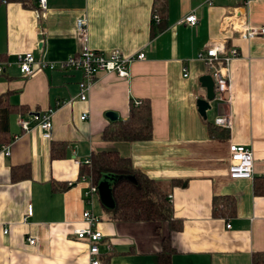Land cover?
Instances as JSON below:
<instances>
[{"label": "crops", "instance_id": "crops-1", "mask_svg": "<svg viewBox=\"0 0 264 264\" xmlns=\"http://www.w3.org/2000/svg\"><path fill=\"white\" fill-rule=\"evenodd\" d=\"M38 1L0 0V61L9 63L0 75V97L11 108L3 127L10 140L0 145L10 148L9 155L0 149V264H87L86 240L74 235L84 226L86 207V184L74 159L103 150L117 151L159 181L171 195L173 216L160 223L111 221L94 199L104 235L101 264H264V40L242 41L221 28L236 14L250 26L264 25V0L246 7L239 0H166L160 31L153 23L154 0H47L41 19ZM191 13L195 26L177 24ZM82 17L92 50L106 57L113 50L144 53L129 66V78L99 74L86 101L78 100V71L35 69L23 78L15 65L18 54L58 64L79 51L75 25ZM216 39L240 57L229 65L230 108L216 102L214 93L209 104L215 102V114L203 119L196 102L206 98L212 78L196 56ZM144 100L151 110L150 140L101 138L106 126L127 118L130 103ZM108 112L117 121H109ZM48 113L50 138L35 126ZM228 113L232 128L216 126L223 134L211 137L210 124ZM20 116L29 120V131L18 125ZM232 143L252 150V178L229 176ZM215 196H231L233 206L218 199L214 211Z\"/></svg>", "mask_w": 264, "mask_h": 264}, {"label": "built area", "instance_id": "built-area-1", "mask_svg": "<svg viewBox=\"0 0 264 264\" xmlns=\"http://www.w3.org/2000/svg\"><path fill=\"white\" fill-rule=\"evenodd\" d=\"M6 3L7 0H1ZM208 3L211 0H206ZM241 7L248 6L253 0H239ZM38 15L41 19L47 9V0H39ZM157 22V15L153 16ZM179 26H195L197 24L196 16L191 13L186 17L180 19L177 23ZM76 35L80 45L77 53L70 55L65 60L58 64L49 63L46 61H36L31 53L18 54L15 59V65L18 67L23 78L32 76L35 69L40 71H78L81 73V81L78 83L79 95L78 100L86 101L88 93L90 92L96 77L99 74H113L117 78L127 79L130 76L129 66L136 60H143L144 53L140 52L136 55L125 56L119 50H113L109 55L103 56L97 51L89 47L88 22L85 17L76 21ZM222 32L236 33L238 38L242 41H252L255 39L264 40V25L250 26L247 23L245 16L233 15L221 24ZM42 39L39 40L38 45L41 46L44 42V32H41ZM226 42L223 39H216L210 41L208 47L200 51L196 59L202 62L209 70L213 82V90L215 93V101L230 108L231 99L229 95V65L231 61L240 57V53L236 48H226ZM9 65L7 61H0V75L5 72V68ZM183 78H188V68H182ZM140 101H135V105H139ZM81 120L86 119V115H82ZM18 125L24 132L30 130L29 120L24 117L18 118ZM214 126L230 129L233 126L232 116L230 113L221 115L218 114L213 122ZM36 127L42 130V134L46 138L51 137L52 120L51 113L43 115L38 118ZM5 155L10 154L9 144L1 146ZM229 151V165L228 173L231 178H252L254 158L252 150L242 144H230ZM77 165L85 164L90 166V158L84 160L74 159ZM82 182L86 185L84 187L82 197L84 199L85 209L82 212L83 227L74 230V235L77 239H84L88 245V261L87 264H101L100 260V243L103 240V233L98 228L100 222L99 216L92 211V206L95 199V194L98 193L97 185L92 183V176L90 174L81 175ZM171 200V195H168ZM32 214L31 206L28 205L27 216ZM229 227V224L228 226ZM7 232L6 230L4 231ZM30 244L34 243V239L27 238ZM107 250H111L110 244L106 245Z\"/></svg>", "mask_w": 264, "mask_h": 264}, {"label": "trees", "instance_id": "trees-1", "mask_svg": "<svg viewBox=\"0 0 264 264\" xmlns=\"http://www.w3.org/2000/svg\"><path fill=\"white\" fill-rule=\"evenodd\" d=\"M166 9V0H154L153 16L157 15L158 21L156 22L153 19V23H159V31L164 27ZM3 99V96L0 97V145L10 140L8 129L3 127L7 126V118L11 108L7 101ZM218 127L210 124L209 135L211 137L223 134L222 131L218 132ZM151 137V110L150 104L146 100L140 101L139 105H135V101L130 103L127 118L106 126L101 135V138L106 141L129 142L148 141ZM55 145L56 143L52 141L50 147L52 157H56L54 153ZM90 161V166L80 165L81 175L90 174L92 183L97 186L107 177L112 179L110 194L113 206L106 207L100 203L109 220L117 222H171L173 206L171 200L167 197L168 192L159 181L136 169L129 158L122 157L114 150H103L93 152ZM27 169L26 177L30 175L29 167ZM218 199L222 200L224 207L233 206L234 199L231 196H221L219 198L215 196L213 199L214 211L217 210L215 205H217ZM164 262L165 260L161 264H164Z\"/></svg>", "mask_w": 264, "mask_h": 264}, {"label": "water", "instance_id": "water-1", "mask_svg": "<svg viewBox=\"0 0 264 264\" xmlns=\"http://www.w3.org/2000/svg\"><path fill=\"white\" fill-rule=\"evenodd\" d=\"M205 87H206V98L199 99L196 102L198 114L203 119H206V112L211 109L209 102H211L214 99L213 82H211L210 85L209 84L205 85ZM106 118L111 122L117 121V115L116 113H113V112H108L106 114ZM111 181L112 179L110 177H107L105 178V180L101 181L97 186L99 202L105 205L106 207L113 206V200L110 194V182Z\"/></svg>", "mask_w": 264, "mask_h": 264}, {"label": "rangeland", "instance_id": "rangeland-1", "mask_svg": "<svg viewBox=\"0 0 264 264\" xmlns=\"http://www.w3.org/2000/svg\"><path fill=\"white\" fill-rule=\"evenodd\" d=\"M214 103L215 102L212 103L211 109L209 111H207L206 115H207L208 118L213 117L214 114H215V105H214ZM95 200H96V203H98L100 205L98 193L95 194Z\"/></svg>", "mask_w": 264, "mask_h": 264}]
</instances>
